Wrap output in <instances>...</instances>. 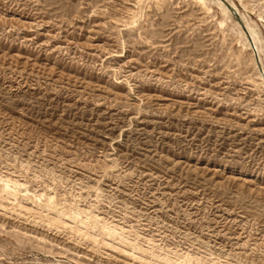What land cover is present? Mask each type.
Wrapping results in <instances>:
<instances>
[{"label": "rangeland", "instance_id": "rangeland-1", "mask_svg": "<svg viewBox=\"0 0 264 264\" xmlns=\"http://www.w3.org/2000/svg\"><path fill=\"white\" fill-rule=\"evenodd\" d=\"M5 182L0 264H264V0H0Z\"/></svg>", "mask_w": 264, "mask_h": 264}, {"label": "bare ground", "instance_id": "bare-ground-1", "mask_svg": "<svg viewBox=\"0 0 264 264\" xmlns=\"http://www.w3.org/2000/svg\"><path fill=\"white\" fill-rule=\"evenodd\" d=\"M3 193L8 195V198H10V196L14 195L16 196L15 193H13L10 188H9V184L8 183H4L3 187L0 189V196L3 197ZM16 199V198H15ZM21 207L23 208H27L23 205H21ZM81 213L78 211H72L70 213H63L61 214V216H59L58 218L54 219V223H66V221L64 220V218H68V219H78L80 217ZM83 224H87L86 221L82 220ZM87 226V225H86ZM150 258V257H149ZM151 258H152V263L154 262L153 258H158L159 260V264H187L185 261L183 260H174L173 258L169 256H165V257H161L156 255L155 253H151ZM151 261V260H150Z\"/></svg>", "mask_w": 264, "mask_h": 264}]
</instances>
